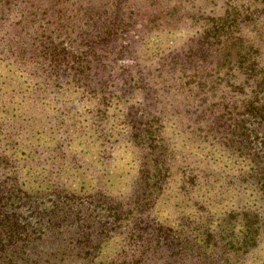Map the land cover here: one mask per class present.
Instances as JSON below:
<instances>
[{
	"label": "trees",
	"instance_id": "obj_1",
	"mask_svg": "<svg viewBox=\"0 0 264 264\" xmlns=\"http://www.w3.org/2000/svg\"><path fill=\"white\" fill-rule=\"evenodd\" d=\"M14 75L70 91L49 120L69 138L48 137L38 191L33 154L0 153V264H239L244 232L178 228L161 202L221 178L264 198V0H0V91ZM119 143L130 181L107 185Z\"/></svg>",
	"mask_w": 264,
	"mask_h": 264
},
{
	"label": "rangeland",
	"instance_id": "obj_2",
	"mask_svg": "<svg viewBox=\"0 0 264 264\" xmlns=\"http://www.w3.org/2000/svg\"><path fill=\"white\" fill-rule=\"evenodd\" d=\"M6 82L1 85L3 91H0V116L13 115L18 119L17 122H14L15 127L13 129L7 123L0 121V153H14L18 157V163L22 162V158L27 153L33 154L27 161V165L32 167L30 172L35 177L27 175L28 181L26 183L34 186V191H38L43 187L39 186L40 178L39 180L36 178L37 171L34 169L43 168L49 152L55 153V150H51L54 144L52 145L48 137L60 138L64 144L68 142L69 138L57 124H53L54 121H49L53 120L55 115L52 116L50 107L62 108L63 98L70 96L71 93L66 91L60 94L61 89H59L57 94L56 89L55 92L49 94L48 89L36 87L29 78L26 80L18 75H14L13 85H5ZM6 90L8 91L7 94ZM113 130L110 132L111 134L116 133L115 130H120V133L124 132L123 126H117ZM81 134H85V130L79 131V136ZM77 140L80 141V137ZM14 141L19 143L13 144ZM100 142H102L101 138L97 137L95 143L99 144ZM119 144V147L111 149L114 151V167L107 170L105 176L104 171L103 173L102 171L95 172L96 175L99 174L101 182H105L107 185L110 183L117 185L129 180L130 175L126 172L129 167L128 158L123 153V143ZM90 147L91 144L77 145V147L73 145L71 151L75 160L72 159V161L67 162L66 171L63 168L59 170L60 173L57 178H65L64 174L66 173L70 176L68 182L73 185L76 184L70 186L76 187L77 182L81 181L82 177L87 176L84 171L85 165L91 163L90 157L95 154L97 149ZM79 151L85 153H79ZM112 159L113 157L106 158L104 161L109 162ZM187 161L191 162L190 166H197L195 160ZM93 163L97 167H101L103 160ZM235 171L242 172L239 167ZM235 174L237 175V172ZM24 179L25 177L21 180ZM172 184L175 185V183ZM179 190L180 193L177 190L166 194V201L161 202L165 208V211H162L163 215L169 214L170 219L176 222L178 228L184 226L189 231H195V234L203 230V226L207 227L208 221L210 226L223 222L226 231L233 232L237 236L242 231L250 237L246 245L242 244L241 248V251L247 250V252L234 256V259L239 264H264V198L259 194L260 192L257 193L249 185V181L244 184L236 178L232 182L221 178L214 181L213 184L211 182L203 183V185L189 186L187 189ZM162 197L164 200V193ZM233 240L235 243L236 240ZM235 245L237 244L235 243Z\"/></svg>",
	"mask_w": 264,
	"mask_h": 264
}]
</instances>
